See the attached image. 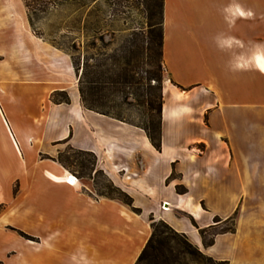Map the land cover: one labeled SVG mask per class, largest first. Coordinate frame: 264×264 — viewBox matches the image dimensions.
Returning <instances> with one entry per match:
<instances>
[{"label": "crops", "instance_id": "obj_1", "mask_svg": "<svg viewBox=\"0 0 264 264\" xmlns=\"http://www.w3.org/2000/svg\"><path fill=\"white\" fill-rule=\"evenodd\" d=\"M162 2L158 151L85 108L70 55L34 34L24 0H0V264H135L150 216L215 260L264 264V0ZM65 147L93 153L140 211L70 183ZM234 213L205 247L200 229Z\"/></svg>", "mask_w": 264, "mask_h": 264}, {"label": "trees", "instance_id": "obj_2", "mask_svg": "<svg viewBox=\"0 0 264 264\" xmlns=\"http://www.w3.org/2000/svg\"><path fill=\"white\" fill-rule=\"evenodd\" d=\"M76 2L77 0H70ZM163 0L159 2L160 22L159 29L154 24H150L147 31H136L130 34L120 45L108 53L99 48L97 40L104 46V37L96 33V40L86 44L84 49L72 40L67 46L66 52L70 55L74 71L77 76L78 89L82 105L97 113L128 122L142 128L152 145L161 150L162 137V109L164 103L163 81L164 63L162 50V6ZM26 6L29 4L25 0ZM54 46L57 44L54 42ZM59 46V45H58ZM57 46V47H58ZM60 48V47H59ZM63 48V47H62ZM95 50L89 53V50ZM60 96V98H57ZM132 99V101H130ZM52 100L57 103H69L70 97L66 91H56L52 94ZM124 106H135L140 109V122H135L123 113ZM93 158V165L96 166V157L93 153L81 151ZM61 154V153H60ZM59 162L66 168L65 161L58 158ZM101 171V170H100ZM170 177H175L172 173ZM116 191V195L103 193L102 196L119 200L129 205L134 211L139 212L138 208L133 207V200L130 195L124 192L108 179ZM179 193H185L187 189L183 185H177ZM4 208L0 204V211ZM236 213L223 220L219 217L214 218V223L208 227L200 229L203 245L208 247L214 243L215 237L221 233L234 232L236 229ZM152 234L145 247L138 256L135 264H144L149 259L150 250H154L156 245L154 240L157 234L156 224L163 225L176 236H180L183 244L182 254H187L191 259L202 263L204 259L211 262L217 261L218 264H227L226 261H218L205 255L199 247L189 241L188 237L174 230L163 220L156 221L150 216ZM230 223L229 226L224 224ZM22 233V232H21ZM162 241V240H161ZM164 238V248L171 251L166 245ZM164 253V262L169 259Z\"/></svg>", "mask_w": 264, "mask_h": 264}, {"label": "rangeland", "instance_id": "obj_3", "mask_svg": "<svg viewBox=\"0 0 264 264\" xmlns=\"http://www.w3.org/2000/svg\"><path fill=\"white\" fill-rule=\"evenodd\" d=\"M26 1L29 4L26 9L34 34L52 44L55 42L57 46L59 45L58 48L60 47L65 52L72 40L75 39L77 45L84 49L86 44L96 40L95 36L98 33L104 37V43L107 45L103 47L97 40L99 48L110 53L131 33L140 30L147 31L150 24H154L156 29L160 28V0ZM94 51L90 49L89 53ZM163 73L165 76V66ZM123 113L136 123L141 121L140 109L135 106H124ZM60 153L57 159L65 161L73 175L81 180L84 190L99 196L103 193L116 195L108 177L93 165L91 155L71 147H65ZM224 225L229 226L230 223ZM156 228L157 234L154 240L156 248L150 250L149 259L144 264H218L217 261L214 263L207 259L199 263L187 254H182V247L185 245L181 237L176 236L159 222ZM164 238L171 251L164 248ZM164 253L169 258L168 262H164L166 260Z\"/></svg>", "mask_w": 264, "mask_h": 264}, {"label": "bare ground", "instance_id": "obj_4", "mask_svg": "<svg viewBox=\"0 0 264 264\" xmlns=\"http://www.w3.org/2000/svg\"><path fill=\"white\" fill-rule=\"evenodd\" d=\"M67 179L69 180L70 183H73V184L77 182L76 176L74 175H70Z\"/></svg>", "mask_w": 264, "mask_h": 264}, {"label": "built area", "instance_id": "obj_5", "mask_svg": "<svg viewBox=\"0 0 264 264\" xmlns=\"http://www.w3.org/2000/svg\"><path fill=\"white\" fill-rule=\"evenodd\" d=\"M76 179H77V177H76ZM78 180V179H77Z\"/></svg>", "mask_w": 264, "mask_h": 264}]
</instances>
